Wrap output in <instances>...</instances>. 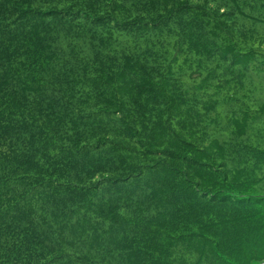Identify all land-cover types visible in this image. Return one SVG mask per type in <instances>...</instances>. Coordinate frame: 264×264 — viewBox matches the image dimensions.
<instances>
[{"label": "trees", "instance_id": "trees-1", "mask_svg": "<svg viewBox=\"0 0 264 264\" xmlns=\"http://www.w3.org/2000/svg\"><path fill=\"white\" fill-rule=\"evenodd\" d=\"M264 262V0H0V264Z\"/></svg>", "mask_w": 264, "mask_h": 264}, {"label": "rangeland", "instance_id": "rangeland-1", "mask_svg": "<svg viewBox=\"0 0 264 264\" xmlns=\"http://www.w3.org/2000/svg\"><path fill=\"white\" fill-rule=\"evenodd\" d=\"M264 263V262H263ZM262 264V263H261Z\"/></svg>", "mask_w": 264, "mask_h": 264}, {"label": "water", "instance_id": "water-1", "mask_svg": "<svg viewBox=\"0 0 264 264\" xmlns=\"http://www.w3.org/2000/svg\"><path fill=\"white\" fill-rule=\"evenodd\" d=\"M262 264H264V263H262Z\"/></svg>", "mask_w": 264, "mask_h": 264}]
</instances>
